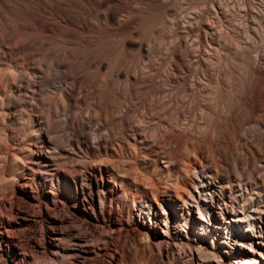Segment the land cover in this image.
Here are the masks:
<instances>
[{
	"label": "rangeland",
	"instance_id": "obj_1",
	"mask_svg": "<svg viewBox=\"0 0 264 264\" xmlns=\"http://www.w3.org/2000/svg\"><path fill=\"white\" fill-rule=\"evenodd\" d=\"M5 35H10L9 45L3 41ZM0 59V73L17 75L9 88L0 84V219L11 239L48 250L56 233L66 239L77 233L88 240L101 233L104 256L93 264H117L121 257L125 264H143L142 242L125 237L117 245L116 238L77 216L70 215V228L66 223L72 195L79 193V201L98 210L99 172L107 186H112L108 180L113 177L144 191L157 215L163 207L178 204L176 188L185 182L194 192L197 175L206 173L213 177L206 182L215 186L218 197L222 194L227 203L234 200L236 211L242 206L240 194L246 200L253 197L251 206L260 209L264 219V0H0ZM111 91L127 94L126 99L97 96ZM118 114H125V125ZM140 118L144 120L139 123ZM155 118L172 129L175 122L181 129L193 123L192 139L187 146L179 144L174 134L178 131L155 129V121H149ZM146 128H154L156 138L144 145ZM97 134L109 135L107 152L102 144L93 146L100 140ZM200 138L213 142L205 145ZM49 140L66 150L60 158L76 169L75 179H53L52 185L45 181L39 156L40 151H49ZM14 155L21 159L14 160ZM166 158L174 164L169 171ZM237 165L244 176L241 187ZM31 175L35 181L21 201L18 184ZM244 185L252 197L242 190ZM218 197L209 205L215 206L211 216L220 222ZM58 201L52 219L44 206ZM37 202L40 208L34 206ZM219 204L223 207L222 201ZM142 206L129 204L126 209V204L125 226L129 212L141 229L147 228L138 217ZM191 211L196 218L195 207ZM169 212L173 237L193 240L192 232L187 235L175 227L170 207ZM175 212L182 223L180 212ZM160 219L161 215L159 224ZM259 224L261 229L256 228L263 232L264 225ZM158 232L149 228L152 242L162 240L156 237ZM244 243L247 250L233 246L235 256L264 264V234L250 243L252 249ZM160 256L149 264L191 262L178 257L176 248L169 253L166 248ZM194 258L199 264L196 254ZM0 262L10 264L4 242ZM224 264H231L230 258Z\"/></svg>",
	"mask_w": 264,
	"mask_h": 264
},
{
	"label": "bare ground",
	"instance_id": "obj_2",
	"mask_svg": "<svg viewBox=\"0 0 264 264\" xmlns=\"http://www.w3.org/2000/svg\"><path fill=\"white\" fill-rule=\"evenodd\" d=\"M9 37L10 35L8 37L6 36L3 38V41L5 44L9 45V41H10ZM0 62H1V59H0ZM16 79H17V75L14 72L2 71L0 73V84L2 88L4 89L9 88L11 83L14 82ZM118 92L117 93L112 92V91L111 92H101V93H98L97 96L100 100L104 98V99H108L109 101L114 100V99L124 98L127 96V94L125 93L121 94ZM146 93L147 92H145L144 94ZM144 94H143L144 97L142 96L143 98H145ZM163 97L165 96L161 95L160 100H163ZM112 103H115V102H112ZM155 105H158V104L155 103ZM155 105L154 107L152 106L153 109L155 108ZM125 106L127 107V104H125ZM152 107H150V110H152L151 109ZM153 112H151L152 115H153ZM154 113L157 114L156 112ZM118 115L117 116H118V119L121 125H125V114L124 115L118 114ZM177 115L178 114L174 116H177ZM143 118L146 119L147 117L146 118L143 117ZM143 118L142 120H144ZM178 118L179 117H177V119ZM162 119L164 120V117ZM142 120L140 118L139 123ZM149 121H155V122H152L154 123L155 129H158L159 127H161L172 133H174L175 131H178V133H174V134L179 144L186 145L187 142L190 139H192L189 137V134L191 135V133L193 132V128H192L193 123H191L193 122V120L190 122L191 124L189 123L184 124L182 129L181 127H179L178 124H176V122L174 124L175 126L172 125L175 128L172 129L171 127H169L170 124L168 122L167 123L169 124V126L164 125L159 120V118L150 119ZM182 121L180 122L183 123ZM204 122L206 123V121ZM141 124H144V123H141ZM211 124H213V122ZM202 127L205 128L204 126ZM202 127L200 129V133L203 131ZM102 129H104V124H103ZM134 129L132 130L133 136H135ZM206 129H208L206 131H209V128H206ZM100 130L101 129H97V131H100ZM153 130L152 129L150 130V128L148 129L146 128V130L143 131V135H142L143 141L142 142L144 143V145L145 143L151 140L154 143L155 138H156V130L155 131ZM213 131L215 132V128L213 129ZM47 133L50 134V130H48ZM204 133H205V130H204ZM211 135L213 134H210V136ZM99 137H100V140H97V142H94L93 146L95 148H99L102 144L104 146V150L107 152L109 148V144H110L107 140L109 138V135L107 136L108 138H106L103 136L101 137L97 134V138ZM205 137H201V138H205ZM201 138H200V141L203 140ZM211 139H214V137ZM211 139L210 138L204 139L203 144L211 145L213 142ZM48 144L50 145L49 151H46V152L40 151V156H39L40 160L42 159L41 160L42 167L44 168V172L42 173L44 175V178H48L45 181H48L52 185L53 179L59 180L61 178L62 179L64 178V181H65V178L67 177L75 179L74 176L76 175L75 174L76 169L68 167V161L66 160L67 158H64V159L60 158L61 152L66 151V150H63L60 147H57L56 145H53L50 142V140L48 141ZM136 149L137 148L134 145V150ZM115 151L117 152V150ZM119 152H122L121 146H119ZM14 157L13 159L15 160L17 159L18 156L14 155ZM18 158L21 159L20 157ZM116 162L117 160L113 161L114 164ZM164 164L167 165L166 167L168 171L170 167L174 165L172 164V158H166V161L164 162ZM238 166L239 165H237L235 168V173H236L237 178L240 180L238 181L237 187H241L242 182H243L242 177L244 176H242L243 173L242 174L240 173ZM203 174L204 176L197 175V182L192 184L194 187V192L193 191L189 192L187 190V184L185 182L182 184V186L174 190L178 198V204L174 202L173 205L168 206V208L167 207L162 208V212L160 214L161 224H159L158 219L160 215L159 214L157 215L153 211L151 204H149V199L147 195L144 193V191L133 189L131 185L125 184L123 181L119 182L117 181V179L113 177H111L110 180H108L109 183H112V186H107L104 182L102 173L99 172V179H98V184H97V192L99 194L98 210L93 209V207H86V205L84 204V201H85L84 199H82V201L81 200L79 201V193L72 195L71 199H74L73 200L74 203H73V206L72 207L70 206L69 210L67 211L68 212L67 214H69V216L66 218V223L70 228V221H72L73 219L72 217H70V215L77 216V219L83 218V222L85 223H93L97 228H100L102 232H104L105 235H107L109 238L110 237L116 238L117 245L120 244V241L125 237H129L130 239L134 241L142 242L143 246L145 247V254L143 255V261H144L143 264H149L151 260H155L157 256L162 255L163 250H166V248H167V253L173 252V248H176V250L178 251V257H181V259L183 260L185 258L188 259L189 261H191L190 264H194L193 260H195V258L193 259V257H195V254L198 256V262H200L199 264H224L225 258L227 257L230 258L231 264H261L257 262L256 258L239 260L241 256H235L236 251H234L235 249L233 248V246H236V248L238 247V249H240L241 251L243 249L247 250V247L245 246V243H244V241H246L248 243L249 248L252 249V246L250 243L254 239H261L264 234V230L263 232H261V231H258L256 228V226H258L259 230L261 229V225L259 224V222L261 221V223H263L264 225V219L260 215V209L254 208V206L253 207L251 206L250 201L252 200L253 197L247 192V185H244L242 187V190L244 189L245 192L248 193V196L252 198H249V200H246L245 198H242L243 194L242 195L240 194L239 197L240 199H242L241 201L242 206L239 208V211H236L234 200H231L229 203H227L225 199H221L222 194H220V196L218 197L216 194L215 186H213L212 184H209V182L208 183L206 182L207 179H210L213 177L211 175L206 176V173H203ZM134 175L137 176L136 173ZM135 176H134V181H136ZM34 181H35V177L31 175V177H27L26 180H24V183L18 184V189L20 190L19 200L24 201L25 198L28 197L26 195L27 193L25 189L26 188L30 189L31 184ZM225 188H227L230 192L232 191L230 186L228 185H226ZM195 194L198 196L199 199H197ZM151 195L155 203L158 204V196L156 194V190H152ZM217 197H218L217 206L219 207L218 209L220 210V215H219L220 222L217 221V219H215L213 215L211 216V214H213V208H215V206L209 205L210 202H212V204L217 203ZM219 201H222L223 207H221V205L219 204ZM13 202L9 203L10 207L14 205ZM140 203H142L143 206L138 209V217L142 220V223L147 228L144 230L141 229L140 226L137 225L133 221V219L131 218V214H129V212L127 213V217H128L127 221L130 223L126 224L125 226V223H123V208L126 206V204H127L126 209L129 207V204H132V206L136 208L137 204H140ZM252 203L254 202L252 201ZM59 204H61L60 201L52 205L45 204L44 206L45 214L48 217L55 219L54 216H56L58 213L56 209ZM113 205H115L116 207L115 209H113ZM34 206L37 208L41 207L38 202L35 203ZM169 207L170 209L173 210V218H174L175 227L176 228L180 227V232H183L187 235L190 232H192L193 240H185V238L183 239L180 237V235H177V234L173 237L171 233L172 226H171ZM191 207L192 208L195 207V209L197 210L196 218L193 217L192 215ZM252 208L254 210H252ZM76 209H78V214L80 211V216H78ZM250 209L252 210V213H255V212L258 213L256 214L257 217L251 214ZM175 211L180 212L179 216H181V220L183 221L182 223L179 221V219H177V213ZM5 224L6 223L2 219H0V244L3 242L6 244L7 250L9 252L10 264H93L96 260L99 259L100 255H103L100 253H102L105 250L104 244L106 241L103 240L101 233H98L96 236H94L92 239H89V240L86 239L84 236H79V234L77 233H75L74 235H68L67 236L68 239L62 236H59V234L56 233L53 237H50L51 245L48 250L45 248L37 249L36 247H33V246L29 247L27 245H23L19 243L17 239H14V238L11 239L9 236L10 230L7 228ZM159 225H162V227H159ZM154 227L156 229L157 228L159 229V232L156 233V237L158 236L162 238V240H156L152 242L151 236L149 233V228H154ZM240 238H242V240H240ZM171 241H173V243H171ZM63 242H68L67 246H65ZM207 242L210 244V247L206 245ZM121 245H123V243ZM121 245L119 247H123ZM153 246H154V249H153ZM221 248H222V251L219 252V249ZM228 249H230L231 251ZM98 250H100V252H98ZM115 250H117V248ZM123 259H126V258L121 257L120 261L117 259V261H119L117 264H125ZM130 263L134 264L133 262H130Z\"/></svg>",
	"mask_w": 264,
	"mask_h": 264
}]
</instances>
